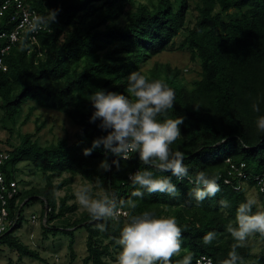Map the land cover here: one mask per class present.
<instances>
[{"label":"trees","instance_id":"16d2710c","mask_svg":"<svg viewBox=\"0 0 264 264\" xmlns=\"http://www.w3.org/2000/svg\"><path fill=\"white\" fill-rule=\"evenodd\" d=\"M5 1L0 0V9ZM191 1L198 14L194 23L188 20ZM31 6L37 15H45V8L61 11L51 29L41 30L34 39L24 34L20 40L26 39L28 47L20 51L18 42L8 53L9 71L0 81V130L9 131L7 122L15 124L26 105L30 114L37 109L62 113L79 130L74 143L59 140L43 146L35 134H27L13 148L3 145L10 154L2 167L7 185L17 180L21 186L17 176L22 174V163L41 172L45 184L20 190L8 199L15 225L1 238L0 249L7 247L22 257L44 261L39 250L25 245L17 235L24 209L41 200L46 222L40 227L45 239L56 232L69 236L71 260L75 261L76 231L82 228L88 234L82 264H109L112 250H120L113 238L119 236L126 218L121 216L119 223L107 221V231L102 233L95 225L104 221H93L87 212L72 219L78 205L70 203L75 200L69 190L76 176L90 184L99 176L103 189L114 193L117 204L121 199L137 201L134 214L151 210L177 216L185 227L184 248L196 258L206 256L212 264H220L234 243L226 225L235 223L236 210L247 191L256 190L254 177L264 173V133L255 124L257 116L264 115V0H32ZM12 11L0 17V49L9 43L2 33L16 26L11 22ZM180 35L184 39L178 48L187 50L191 61L199 65V78L189 84L180 78L179 69L163 62L156 63L147 77L162 79L175 90L174 108L168 116L184 119L181 132L185 139L173 150L185 154L190 175L183 181L173 178L180 189L178 198L147 193L143 199L132 197L129 174L146 167L138 153L130 154L127 161L120 159L119 171L113 165L108 172L99 169L101 162L107 159L111 164L119 158L103 146L90 156L83 155L95 138L107 134L98 127L100 121L89 122L94 112L89 98L99 89L127 94L128 75L171 51ZM254 102H259V113L252 110ZM227 159L237 165L244 162L250 180L230 174ZM200 170L219 178L221 192L200 206L195 200L185 204ZM65 174L70 177L63 178ZM64 189V197L54 194ZM98 190L93 188V192ZM258 194L264 206V193ZM221 199H227L230 207L221 210ZM1 209L0 201V214ZM58 221L62 223L56 225ZM209 231L219 236L205 245L202 237ZM255 238L262 245L257 262L264 264V238L258 234ZM237 251L245 259L254 258L247 246ZM178 258L182 254L173 258V264Z\"/></svg>","mask_w":264,"mask_h":264},{"label":"clouds","instance_id":"9594fccd","mask_svg":"<svg viewBox=\"0 0 264 264\" xmlns=\"http://www.w3.org/2000/svg\"><path fill=\"white\" fill-rule=\"evenodd\" d=\"M45 9V15L33 14L31 19L25 17L21 25L25 37L42 28L51 29L50 26L57 22L61 9ZM16 38L13 33L11 39L15 41ZM19 43L20 51L28 47L26 39H21ZM125 92L127 94L99 89L90 95L94 112L89 122L95 124L100 121L98 127L107 134L95 138L91 147L83 150V155L90 156L93 150L103 146L106 152L119 158L111 164L107 159L101 162L99 169L108 172L113 165L119 171L120 159L127 161L130 154L138 153L141 164L146 167L129 174L134 189L131 196L143 199L147 193L178 198L180 189L173 178L183 181L189 177L190 167L185 163V154L172 147L182 136L181 125L184 124V119L168 116V112L174 108L175 90L162 79H151L142 70H137L128 75ZM251 107L254 112H260L259 102H254ZM255 124L258 131L264 133V115L257 116ZM218 179L215 175L210 176L206 170L195 173V187L189 191L190 199L185 204L195 200L196 205L200 206L205 200L215 198L221 192ZM93 188L99 190L93 192ZM74 196L79 207L93 221H104L95 225L102 233L107 231V221L119 223L121 209L130 210L123 212L126 219L119 236L113 238L120 251L110 264H173V258L181 257V254L182 258L176 259L175 264H193V261L195 264H211L207 257L196 258L194 252L184 248L185 227L181 226L177 216L158 215L151 210L134 214L137 201L121 199L117 204L114 193L103 189L99 176L94 184L85 183L78 187ZM218 204L221 210L230 207L227 199H221ZM226 232L234 243L227 258L220 264H256L237 251L246 246L249 237L258 234L264 238V207L259 206L256 197L246 195L236 210L235 223L230 221L226 225ZM218 236L217 232L209 231L202 241L205 245H211Z\"/></svg>","mask_w":264,"mask_h":264},{"label":"rangeland","instance_id":"374dc122","mask_svg":"<svg viewBox=\"0 0 264 264\" xmlns=\"http://www.w3.org/2000/svg\"><path fill=\"white\" fill-rule=\"evenodd\" d=\"M191 5L193 7L192 1ZM197 12L194 10V7L188 13V20H191L193 23L196 21ZM192 23V24H193ZM183 35H180L176 39V44L172 47L171 51L165 52L159 57H154L147 64L142 65L139 70H142L146 76H149V72L156 63L163 62L169 63L173 68H177L181 71L180 78H184L187 83H191L193 80L199 78L200 68L197 63L191 61V56L185 51L179 50V44L183 41ZM2 112H0V117ZM8 127L12 132L7 129H1V139L3 145L6 148H13L16 145H19L22 138L27 134H35V139L43 146L57 142L59 140H67L69 143H74L76 141V134L79 130V127L74 124L71 119L66 117V115L37 109L32 114L29 113V106L26 105L23 107L22 113L18 116L16 123L7 122ZM1 127V126H0ZM40 127V129H38ZM181 137L178 139L172 147L180 146L184 142V137L181 132ZM20 171L18 174V179L20 182V188L22 191L30 189L32 187L41 188L45 184L41 172H35V168L32 165L22 163L20 164ZM69 174H65L63 178H69ZM62 179V178H61ZM61 179L57 180L60 181ZM85 184L84 180L80 176L74 178V182L71 183V189L69 190L70 194L74 195L75 190L81 185ZM69 189V188H68ZM67 189L59 191L58 196L64 197ZM246 195L254 196L259 201V206H263L262 199L258 192L251 188L247 191ZM27 202V201H25ZM75 200H71L70 203H74ZM78 205V204H77ZM85 212L78 205V210L72 215V219L79 218L82 213ZM42 214L44 215L43 220L41 219ZM35 215L37 217V223L32 224L31 217ZM23 225L22 229L17 232V235L20 237V240L26 245L30 246L35 250H39L44 261L31 259L28 257H22L16 251L8 249L7 247H2L0 249V264H82L83 259L87 256L86 251V241L88 234L82 228H79L76 231V244L74 246L76 260H71V253L69 250V236L65 235L62 232H56L49 235L48 239H45L41 231L40 225L45 223V211L43 209V204L41 200L32 201L25 209L23 213ZM232 222V221H231ZM56 225L62 223L61 221L54 222ZM35 225V226H34ZM35 229V230H34ZM38 230V231H37ZM36 231V236L34 238H29L31 232ZM41 231V232H40ZM43 245H46L45 247ZM246 246L251 249L252 255L254 258L251 260L257 262L256 257L260 255L262 248L261 242L255 238V236L249 237L246 241ZM113 254L109 257L108 263L114 261L119 249H113ZM250 260V259H249ZM12 261V262H11Z\"/></svg>","mask_w":264,"mask_h":264},{"label":"built area","instance_id":"2783aa9c","mask_svg":"<svg viewBox=\"0 0 264 264\" xmlns=\"http://www.w3.org/2000/svg\"><path fill=\"white\" fill-rule=\"evenodd\" d=\"M31 2L32 0H7L0 9V17L4 15L6 10L12 9L13 11L11 13V22L16 23V26L11 30V32H4L1 36L2 38H8L9 43L0 49V81L2 75L6 74L9 71V66L6 63L8 53L10 52L11 48L15 46L20 41V38L25 34L24 28H21V25L25 21V17L27 16L29 19H31L33 14H37L32 9ZM43 29L45 28H42L41 30ZM41 30L30 34L32 35V37L35 38L36 35L40 34ZM13 33H15L17 37L15 41L11 39ZM9 156V152L3 146L0 134V201L2 203V209L0 214V246L1 238L5 234H7L15 225V221L10 218V213L7 209L8 199L15 197L21 190L17 180L11 181L9 185H7L6 183L2 167L5 162L9 159ZM227 163L230 165V174H237L242 180L246 182L250 180L249 176L246 174V172H244V169L246 168V164L244 162H241L239 165H237L231 159H227ZM254 181L256 183V190L259 193H264V173L255 176ZM226 183H229V181L226 180ZM124 211L125 210L121 209V216L125 219L126 217L123 216ZM37 220L38 219L35 215L31 217L32 224H36ZM208 260L212 264L211 259L208 258Z\"/></svg>","mask_w":264,"mask_h":264},{"label":"crops","instance_id":"0c3cea01","mask_svg":"<svg viewBox=\"0 0 264 264\" xmlns=\"http://www.w3.org/2000/svg\"><path fill=\"white\" fill-rule=\"evenodd\" d=\"M35 226V225H34ZM41 228V227H40ZM22 229V228H21ZM20 229V230H21ZM19 230V231H20ZM35 230V229H34ZM38 231V230H37ZM41 232V231H40ZM36 231H34L33 233L31 232V234L29 235V238L31 237V238H34L35 236H36ZM25 244V243H24ZM26 245V244H25ZM28 246V245H27ZM44 247L46 246V245H43ZM30 247V246H29ZM40 250V249H39ZM40 252V251H39ZM41 253H43V252H40V256L43 258V256H42V254ZM12 262V261H11Z\"/></svg>","mask_w":264,"mask_h":264}]
</instances>
